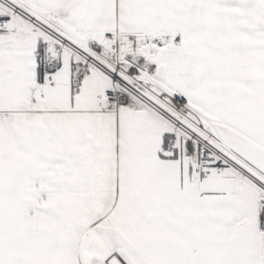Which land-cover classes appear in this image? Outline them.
Instances as JSON below:
<instances>
[{"label":"snow or ice","instance_id":"snow-or-ice-1","mask_svg":"<svg viewBox=\"0 0 264 264\" xmlns=\"http://www.w3.org/2000/svg\"><path fill=\"white\" fill-rule=\"evenodd\" d=\"M0 264H264V0H0Z\"/></svg>","mask_w":264,"mask_h":264}]
</instances>
